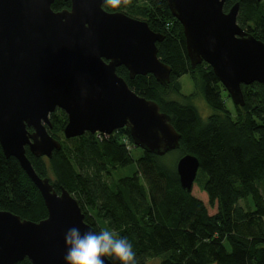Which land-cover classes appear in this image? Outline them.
<instances>
[{
  "label": "water",
  "instance_id": "obj_1",
  "mask_svg": "<svg viewBox=\"0 0 264 264\" xmlns=\"http://www.w3.org/2000/svg\"><path fill=\"white\" fill-rule=\"evenodd\" d=\"M67 1L69 7L54 10L55 0H0V144L7 157L20 162L48 210L46 218L34 221L0 209V264L25 258L33 264H68L69 230L95 232L78 200L66 188L58 192L27 155L26 147L47 158L62 148L49 131L57 108L68 117L67 139L127 127L135 146L148 153L165 156L180 147L181 133L171 116L117 73L125 66L132 79L152 74L167 88L172 66L160 58L158 47L165 35L144 19L106 10L107 0ZM166 1L183 25L192 68L207 62L234 104L243 106L242 85L264 83V41L237 22L240 3L225 10L227 0ZM199 168L194 154L178 158L184 190L191 191Z\"/></svg>",
  "mask_w": 264,
  "mask_h": 264
},
{
  "label": "trees",
  "instance_id": "obj_2",
  "mask_svg": "<svg viewBox=\"0 0 264 264\" xmlns=\"http://www.w3.org/2000/svg\"><path fill=\"white\" fill-rule=\"evenodd\" d=\"M236 2L240 3L237 22L264 41V0H227L225 10ZM69 6L67 0L52 4L54 10ZM104 7L138 14L165 35L158 47L160 58L172 66L167 88L152 74L132 79L125 66L117 67V73L134 91L157 101L171 116L181 133L180 147L166 156L143 150L134 159L116 135L126 133L134 143L127 127L103 139L90 132L67 139L64 128L68 117L57 108L51 114L53 127L49 131L61 140L62 148L47 158L35 157L26 147L36 172L49 177L58 192L66 188L76 196L85 221L95 232L99 229L89 216V206L108 219L117 233L132 243L136 264H149L150 257L158 259L157 264H264V83L242 85L245 104L235 105L234 120L223 97L227 90L212 66L202 62L192 68L183 25L166 0H121L118 5L107 0ZM185 73L190 74L195 91L183 102L166 99L168 90L180 93L179 78ZM198 94L214 110L205 118L193 102ZM175 152L179 157L191 153L200 160L199 170L206 178L203 183L196 179L190 192L182 188L176 166L170 164L168 155ZM130 164L136 165L134 177L120 179L116 188L111 186L112 171ZM251 204L254 210L246 207ZM0 209L34 221L48 216L39 189L17 158L4 154L1 144ZM109 258L121 264L115 257ZM14 264L33 263L25 258Z\"/></svg>",
  "mask_w": 264,
  "mask_h": 264
},
{
  "label": "rangeland",
  "instance_id": "obj_3",
  "mask_svg": "<svg viewBox=\"0 0 264 264\" xmlns=\"http://www.w3.org/2000/svg\"><path fill=\"white\" fill-rule=\"evenodd\" d=\"M124 12H126L127 14L131 13L127 9H124ZM131 14H132V16H134L136 18L143 19V17L138 15V14H135V13L134 14L131 13ZM179 82L181 84L180 93L174 91L173 89L168 90V92L164 95L166 99L177 100V101L183 102L185 100V98H184L185 96H187L190 93L195 91V86H194L193 80H192L189 73L181 74V76L179 78ZM223 97L225 98L226 108L230 111L232 118L234 120H236L237 112H236L235 104H234L232 98L228 96V91L227 92L223 91ZM193 102H194V105L198 107L201 115L204 118L209 116L210 114H212L214 112V110L209 106L207 101L200 94L195 96V98L193 99ZM116 135H118V137L120 138V141L125 144L126 149L129 152V154L132 156V158L137 159L142 155L143 149L136 147L135 144L130 141V139L128 138L126 133H117ZM62 139L64 140V137H62ZM168 157L171 160L170 164L171 165L175 164V166H176L179 155L175 152L171 155H168ZM135 171H136V165L135 164H130V165H127L124 167H118L115 171H112L111 178L109 179V184L116 188L120 179H122L124 177H134ZM205 178H206L205 174L202 172V170H199L198 175H197V180L201 181V183H203ZM144 184H145V182H144ZM124 190H128V189H124ZM261 190L264 192V185H262ZM146 194H147V196L149 195V187L147 185H146ZM111 199L113 200L114 203H117V201L114 198H111ZM129 200L131 203L132 199L130 197H129ZM117 204H119V203H117ZM119 205L123 206L122 204H119ZM121 206H120V208H122ZM131 207L133 208L132 205H131ZM246 207H249L253 210L255 208V206L253 204H251V206L248 205ZM88 211H89V216L91 217V220L97 224L99 231L101 229H109V230L116 231V229L113 228V225L111 224V222L104 217H100L97 214L96 210L90 208V206H89ZM158 262H159V260L156 258H154V259L152 257L149 258V264H157Z\"/></svg>",
  "mask_w": 264,
  "mask_h": 264
},
{
  "label": "clouds",
  "instance_id": "obj_4",
  "mask_svg": "<svg viewBox=\"0 0 264 264\" xmlns=\"http://www.w3.org/2000/svg\"><path fill=\"white\" fill-rule=\"evenodd\" d=\"M118 5L121 0H108ZM127 2V0H125ZM69 246L65 260L68 264H104L103 257H115L121 264H136V253L132 243L116 231L101 229L98 233L88 231L83 234L72 228L66 235Z\"/></svg>",
  "mask_w": 264,
  "mask_h": 264
},
{
  "label": "built area",
  "instance_id": "obj_5",
  "mask_svg": "<svg viewBox=\"0 0 264 264\" xmlns=\"http://www.w3.org/2000/svg\"><path fill=\"white\" fill-rule=\"evenodd\" d=\"M97 136H98L100 139H103L104 137H107L108 135L105 134V133H102V132H98V133H97Z\"/></svg>",
  "mask_w": 264,
  "mask_h": 264
}]
</instances>
